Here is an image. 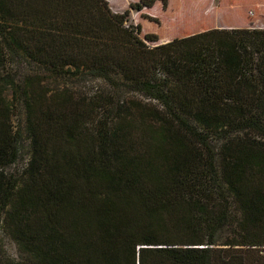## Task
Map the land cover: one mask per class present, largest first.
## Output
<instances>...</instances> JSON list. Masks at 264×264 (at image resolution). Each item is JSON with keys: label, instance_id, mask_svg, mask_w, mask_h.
I'll list each match as a JSON object with an SVG mask.
<instances>
[{"label": "trees", "instance_id": "16d2710c", "mask_svg": "<svg viewBox=\"0 0 264 264\" xmlns=\"http://www.w3.org/2000/svg\"><path fill=\"white\" fill-rule=\"evenodd\" d=\"M157 1L0 0V162L17 102L29 135L0 170L7 264H264V28L149 46L130 13Z\"/></svg>", "mask_w": 264, "mask_h": 264}, {"label": "rangeland", "instance_id": "374dc122", "mask_svg": "<svg viewBox=\"0 0 264 264\" xmlns=\"http://www.w3.org/2000/svg\"><path fill=\"white\" fill-rule=\"evenodd\" d=\"M107 1L111 8L119 9L124 7L130 0ZM150 12L154 15L153 18L156 21L148 20L144 17L135 18V15L137 16L138 14L135 11L130 13V22L141 26V37L148 31L158 33L156 34L158 37L157 41H145L149 46L160 44L166 39L171 40L175 37L179 38L189 33L194 34L216 27L264 28V0H168V5L165 9L153 7ZM95 85V81H81L73 84V89L80 97L84 94L91 96L96 91ZM129 95L140 101H150L146 95L140 92H131ZM14 105L16 107V115L12 118V124L18 127L20 131L17 136L18 149L15 156L0 162V170L7 174L16 175L24 166L28 156L29 135L25 130L22 105L19 102ZM261 140L264 141V137ZM208 141L209 149L211 147L216 151L220 142L216 138H211ZM228 202V220L229 223H232L237 215V210L233 207L231 201L228 200ZM226 229V232L217 233L219 239L223 240V235L225 233L229 234V224ZM251 257L253 256L248 258ZM21 259L22 256L16 245L0 227V264H7L10 260L19 261Z\"/></svg>", "mask_w": 264, "mask_h": 264}, {"label": "crops", "instance_id": "0c3cea01", "mask_svg": "<svg viewBox=\"0 0 264 264\" xmlns=\"http://www.w3.org/2000/svg\"><path fill=\"white\" fill-rule=\"evenodd\" d=\"M134 1H137V0H130V1H126L125 3V6L124 7H122V8H119V9H117V8H115V9H113V8H111L113 11H115V12H122L124 9H126L127 7H128V5H129V3L130 2H134ZM159 5V6H158ZM167 5H168V3H167ZM153 7H157V8H159V7H161L162 8V6H161V3L159 2V1H157V2H155L154 3V5L152 6V7H150V8H146V10H141L140 12H138V14H137V16L135 15V18H137V17H140V18H143L142 17V14H147V15H149V16H152V17H154V15L150 12L152 9H153ZM167 7V6H166ZM147 21V20H146ZM148 22V21H147ZM142 23V22H141ZM216 28H219V27H216ZM149 32V31H148ZM147 32V33H148ZM149 33H155V34H158V33H156V32H149ZM190 34H192V33H189V34H186V35H190ZM185 35V36H186ZM183 37V36H182ZM167 41H169L168 39H166V40H164V41H162V42H160V43H163V42H167Z\"/></svg>", "mask_w": 264, "mask_h": 264}]
</instances>
